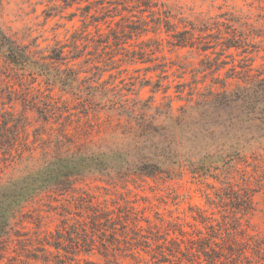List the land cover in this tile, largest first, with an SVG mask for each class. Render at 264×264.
<instances>
[{
  "label": "trees",
  "instance_id": "16d2710c",
  "mask_svg": "<svg viewBox=\"0 0 264 264\" xmlns=\"http://www.w3.org/2000/svg\"><path fill=\"white\" fill-rule=\"evenodd\" d=\"M46 5V17L76 6L67 18L78 16L81 26L67 40L40 46L35 38L20 40L0 22V176L5 168L20 166L17 174L0 177V244L11 234L26 236L14 231L15 217L26 201L48 192L59 202L53 207L60 209L59 223L45 239L37 236L41 246L36 250L42 255L28 250L27 258L78 264L76 255L96 248L106 264H121L120 257L130 258V264H260L254 258L264 260V247L244 227L255 189L246 180L232 178L238 161L264 153V71L232 64L230 72L213 77L210 84H175L174 95L168 92L170 85L149 78L125 92L124 85L118 87L111 74L103 78V73L120 62L152 61L145 55L164 41L174 49L196 50L203 55L201 62L215 61L211 71L217 72L227 62L212 54L231 48L241 54L255 46L264 50V13L258 15L260 25L232 13L201 23L179 17L183 25L178 28L163 0H46ZM149 32L155 36L140 39ZM161 32L166 36H159ZM230 78L239 81L229 87ZM145 86H151L152 94L143 98L140 90ZM158 91L163 94L160 100L155 97ZM175 98L182 103L175 106ZM28 111L58 130L49 140L51 151L42 149L40 157L33 154L40 134L29 139ZM101 111L116 121L107 120L105 136L87 139L99 125L88 118H99ZM72 121L86 123V128L69 133L66 126ZM182 168L194 177L217 180L220 186L208 184L213 195L205 193V200L222 209L221 218L190 206L193 222L160 219V230L130 199L98 201L77 187L86 176L112 183L134 176H170ZM135 248L146 257L132 251Z\"/></svg>",
  "mask_w": 264,
  "mask_h": 264
},
{
  "label": "rangeland",
  "instance_id": "374dc122",
  "mask_svg": "<svg viewBox=\"0 0 264 264\" xmlns=\"http://www.w3.org/2000/svg\"><path fill=\"white\" fill-rule=\"evenodd\" d=\"M41 1H43L41 3ZM166 5L171 9L175 18L174 22L178 23V28H182V23L178 22L177 18L192 21L194 23H201V21H212L221 14H236L240 16L249 17L251 21L257 25L262 23L258 19V15L264 13V0H163ZM75 7L68 8L60 14H55L46 17L43 9L47 8L46 0H2L0 2V22L7 30L14 33L16 37L25 42L35 38L40 46L52 45L57 40H67L70 34L81 26L79 17L76 16L69 20L67 15L69 12L74 11ZM183 22V21H182ZM105 25H102V31H105ZM90 30H93L90 27ZM153 32L143 35L140 39L147 40L154 37ZM161 37L166 34L161 32ZM152 41V40H151ZM150 44V43H149ZM151 44H154L152 41ZM153 47V46H152ZM151 47V48H152ZM249 47V52L241 53L239 50L231 48L229 51L221 55L212 54L210 57L219 58L227 63L219 71H211L215 65V61L209 64L205 61L201 62L203 55L196 50H189L188 48L174 49L170 44L164 41L160 49L151 51L145 58L152 61L137 62L136 64H127L120 62L119 65L110 66L108 71L103 73V78H109L121 87L124 85V90L132 87L135 90L138 84L144 78H149L151 83L161 80L162 86L170 85L168 92L172 95L175 94L174 85L179 82L191 83L192 81H203L205 85L210 84L213 77L220 75L223 76L226 71L235 65H251L256 71H264V50L263 46ZM232 54V55H230ZM203 64L205 66H203ZM210 66V70L205 67ZM154 67L148 69L146 67ZM237 70L240 67L237 66ZM230 72V70L228 71ZM255 72V71H254ZM84 75V73H82ZM239 81L237 78H230L229 82L233 84ZM199 82V86L203 83ZM151 86H145L140 90L141 97L145 98L152 94L150 91ZM185 86L183 95L186 94ZM53 92L58 96L61 95L62 99H68L67 94H63L57 89ZM133 95V94H129ZM162 92L158 91L155 97L160 100ZM174 105L177 106L182 101L174 99ZM27 117L29 124L27 131L29 139L34 140V133L38 132L39 140H36L33 151L35 157H40L42 149L51 151L50 139L53 138L58 132L55 126L52 128L50 123H45L38 119L36 115L28 111ZM116 121L115 117H109L104 111H101L99 118H88L91 123L99 122L94 128L98 131L88 135L87 139L98 140L108 133V121ZM86 121V118H83ZM86 123L78 125L76 121H72L66 126L67 132H73V129H84ZM98 124V123H97ZM37 129V130H36ZM89 130V129H88ZM87 136H82L84 138ZM246 160L237 162L238 171L234 172L233 181L243 182L247 181L252 189H255L253 194V209L245 216V229L246 233L258 239L264 247V153L258 152L254 156L246 155ZM20 166L7 167L1 174V180L6 179L10 175L17 174ZM124 182L109 183L105 178H98L95 176H86L77 182V187L82 188L88 192L93 193L98 199H113L123 203L122 197L130 199L142 214L151 220L152 224H157L160 230L163 229L160 219L170 220L175 219L180 223L193 222L191 217L190 206H197L204 209L206 214L213 212L214 217L221 218L222 209L215 206H209L205 200V193L210 192L213 195V188L220 186L215 178H198L194 177L186 168L180 169L177 173L168 176L166 174L157 175L156 177H138L134 176L127 178ZM66 202V201H65ZM109 203V202H108ZM59 202L55 201L50 193H39L32 199L26 201L14 220V231L25 233L26 236H16L11 234L10 238L7 237L6 243L0 244V264H46L40 260L27 258L25 253L37 252L42 255L41 251L36 249L40 248L37 241V236L40 239H45L51 232H54L56 225L59 223L60 216ZM140 224L145 226L146 223L141 221ZM165 224V223H164ZM185 229L190 230V227L185 225ZM27 233V234H26ZM24 238H31L33 241L24 240ZM23 242H19V240ZM8 240V241H7ZM26 244V245H23ZM39 247V248H36ZM52 251L53 249L50 248ZM115 251V250H111ZM130 253V250H125ZM138 254L146 257V253L140 249L135 248L132 250ZM113 252H108V257L112 258ZM115 253V252H114ZM117 254H123L124 251H116ZM250 255V253H248ZM120 256V255H117ZM49 257V255H48ZM78 264H82V259H88L96 262L97 264H106V258L101 255L95 248L87 254L79 253L76 255ZM121 264H130V258H119ZM264 264V260L254 258V262ZM75 262H73L74 264Z\"/></svg>",
  "mask_w": 264,
  "mask_h": 264
}]
</instances>
